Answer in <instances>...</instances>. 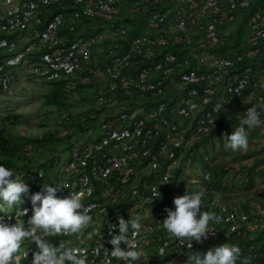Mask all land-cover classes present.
<instances>
[{
    "label": "built area",
    "instance_id": "2783aa9c",
    "mask_svg": "<svg viewBox=\"0 0 264 264\" xmlns=\"http://www.w3.org/2000/svg\"><path fill=\"white\" fill-rule=\"evenodd\" d=\"M11 2L12 0H4ZM19 7L21 14H27L30 10L35 9V23L40 24L43 20L38 14L47 11L49 5H56L63 8L69 4L81 3L82 12L79 14L85 15L91 20H96L101 23H106L114 19L115 15L124 7L128 12H138L146 8L150 3H160L164 0H133L129 5H123L125 0H21ZM174 3L177 7L174 13L167 17L158 11H152L150 16V27L153 30L152 34H141L132 39L131 45L125 52L116 54V49L119 44L112 40L108 44V53L110 61L101 64L99 61L92 59L90 56L91 46L103 40L104 34L91 33L85 40H78L72 47V50L66 52L62 46L63 37L58 33V28L65 24L67 17L65 14H58L49 19V21L37 28V38L33 46L34 49H52L46 55V63L54 69H59L63 66L79 64L84 60L83 66L87 72L81 75L82 82H90L93 78L99 80L101 77L106 79L101 83L102 91L97 95V102H110L115 98L116 84L121 83L125 89V93L130 94L135 92L138 99H131L125 105L118 104L117 118L115 120H103L99 123L100 130L103 131L102 138L98 144L85 143L83 144L77 156L70 161L71 169L77 168L71 178H65L53 181L55 184H63L65 187L57 189L56 196H69L71 191L83 192L82 202L86 207H91L89 213L93 219L103 218L106 216L109 227L116 225L117 219L114 214H108L109 208L113 209L114 213L120 210L118 199L119 187L116 185L124 178H128L132 171L130 163L137 160L139 157H147L151 163L158 164L159 152H165L169 149L172 137L170 132L177 129L176 121L180 118H187L190 122H194V126L190 127L191 137L200 139V137L215 129L219 124L232 121L231 126L234 128L239 126L240 120L245 116L246 110L249 107L257 106L264 103V91L256 94L257 101L249 104L245 108H241V95L243 89L250 82V74L243 67V62L254 59L260 52L261 43L264 41V16L255 11L249 19V33L246 37L248 46L243 53L234 55L219 54L210 52L203 44H200L195 49L202 47L203 49L193 51L190 50L188 58L179 60L173 52L166 53L161 60H151L148 64H142V57L153 58L157 54L158 48L164 46L167 42L173 45L193 44L194 34L198 30L202 33V39L208 45L222 44L219 37V27L234 19L233 14L220 15L222 5L227 1L231 8H248L251 0H168ZM207 11V12H206ZM209 14L210 20L202 23L203 18ZM0 19H5L11 23L13 17L5 18L4 12L0 7ZM74 24L68 26L70 31L78 32ZM172 27V30L170 28ZM114 33L124 34L125 29L117 28L114 32H107L106 35L112 37ZM133 66H136V71L133 72ZM185 67L179 75V80L173 84L170 100L175 101L170 106H164L159 103L162 95L165 92L166 83L171 82V74L174 69ZM224 89L228 96L219 94L214 100L211 96L215 95L219 89ZM70 88L66 87V91ZM139 98L152 99V103L156 105L147 110L143 108V102ZM156 99V101H155ZM210 103L209 108H200L201 105ZM221 105L220 112H237L235 118L231 117V113L221 115L220 112L214 110L215 106ZM126 106H137V111L140 115L130 118L127 128H120L126 122L128 111ZM264 111H260L261 120L264 121ZM82 120L86 116H80ZM91 117L93 115L91 114ZM260 126H264L261 123ZM222 133L229 132L228 126H221ZM117 129L118 135L125 139L124 147L121 151L112 149V144L108 151L107 147L112 130ZM165 129V130H164ZM164 130V131H163ZM156 139L155 144L149 142L148 138ZM121 140V139H120ZM123 140V139H122ZM121 140V141H122ZM120 141V142H121ZM122 143V142H121ZM156 150H153V147ZM95 149L99 150V155H94ZM91 165L89 173L85 172V166ZM45 178L38 174L37 184L43 185ZM110 202H115L111 204ZM28 209L27 214H32V206L25 207ZM24 208V209H25ZM22 214H15L7 218L9 223H15L17 220H22ZM26 228L28 225L25 226ZM162 228V224H142L139 238H148L151 234V239L160 235L158 230ZM109 229H105L103 240L100 246L96 242L91 245V250L86 256V264H104L105 259H110L111 264H126L123 260L112 258L110 251L113 245L109 243L111 237L108 234ZM167 232V231H166ZM119 232L115 233L118 234ZM63 235V234H61ZM56 236V235H54ZM50 237H46L50 241ZM67 238H72L80 241L79 234L71 235ZM131 238V236H130ZM61 238L56 241L64 240ZM174 237L167 232L166 242L174 241ZM27 247L23 253H28L22 261L24 264H31L32 256L37 251V246L31 240L26 239ZM55 242V241H54ZM139 245V244H138ZM121 247L127 249V246L122 242ZM141 248V246L139 245ZM108 250L106 257L105 250ZM144 261V257L138 262L132 264H140ZM66 263V262H65ZM21 264V263H20ZM67 264H70L67 263Z\"/></svg>",
    "mask_w": 264,
    "mask_h": 264
},
{
    "label": "trees",
    "instance_id": "16d2710c",
    "mask_svg": "<svg viewBox=\"0 0 264 264\" xmlns=\"http://www.w3.org/2000/svg\"><path fill=\"white\" fill-rule=\"evenodd\" d=\"M133 0H125L122 4L129 5ZM205 0H202L204 2ZM239 1V0H236ZM78 4H69L63 8L56 5H49V8L45 12L38 14L43 18L40 24H36L37 28L45 25L50 18L58 14H65L67 16L79 14L77 10L81 13L82 7ZM176 5L168 0H164L160 3H150L146 8L139 10L138 12H128L126 8H122L118 14L115 15L114 19L109 22L101 23L96 20H90L89 26L85 28L87 31L83 35H79L76 32L70 31L68 26L74 24V19H67L66 23L58 28H66V37L63 38L62 46L65 47V51L68 52L72 50L73 45L78 40H85L91 33L104 34L103 40L95 45L91 46L90 56L92 59L99 61L101 64L110 61V54L108 53V44L112 40H115L119 46L116 49V54H121L128 50L131 45L132 39L141 34H152L153 30L150 27V16L152 11H158L159 13L170 17L175 9ZM259 11L264 16V0H251L250 6L248 8H231L230 4L226 1L220 11V15L233 14L234 19L225 23L219 27V37L223 42L220 44L208 45L202 39V33L198 30V33L194 34L193 44L187 45H173L167 42L164 46L156 49L157 54L155 57L146 58L142 57V64H148L151 60H161L162 56L166 53L173 52L179 60L188 58V53L190 50L193 51L202 50L200 47L198 50L195 49L200 44H203L210 52L219 54H229L234 55L237 53H243L245 48L248 46L246 37L249 33V19L252 13ZM207 12V11H206ZM37 14V11H36ZM85 16V15H84ZM86 17V16H85ZM88 18V17H86ZM209 14H207L202 23L210 20ZM89 19V18H88ZM6 22L5 19H0V22ZM8 24V23H7ZM76 29H79L77 24ZM117 28L125 29L124 34L114 33L112 37L106 35L107 32H114ZM172 30V27L170 28ZM59 33V32H58ZM60 34V33H59ZM77 36V37H76ZM76 37V38H75ZM6 38V30L0 29V57L5 54L4 47L2 46L3 41H8ZM195 47V48H193ZM43 55L45 64L48 67V73L50 76V81L52 85L49 87V93L46 94L44 103L46 105L55 106H67L69 102H84L87 100L91 101V106L83 113H74L71 108H67L66 111L61 112L58 115V123L62 125L65 129L79 130L89 128L95 124L99 125L103 120H115L117 118L118 104H127L131 99H138L135 92L130 94L125 93V89L121 83L116 84V94L115 98L110 102L104 101L103 103L97 102V95L102 91L101 83L106 79L104 76L97 79H92L90 82H82L81 75L87 72V69L83 66L84 60H81L79 64L63 66L59 69H54L46 63L45 55L51 51L50 49L40 48L36 49ZM243 67L246 68L250 74V82L242 91L241 95V108L247 107L249 104L256 102V94L262 93L264 91V85L261 84V75L264 74V41L261 43L260 52L254 59L246 60L243 62ZM185 67H179L173 70L171 74V82L166 83V88L164 94L159 99V103L164 106H170L174 104L175 101L170 100V91L172 86L179 80V75ZM137 67L133 66V72L136 71ZM7 64L0 61V93H4L5 89L9 86V76L7 74ZM66 87L70 90L66 91ZM219 94H225L228 96L224 89H219L217 93L211 96V100H214ZM91 97L92 99H89ZM140 102L144 103L142 106L144 110L153 108L156 104L152 103V99L139 98ZM156 101V99H155ZM124 108L128 111V118L125 123L122 124L120 128H127L131 130L129 123L130 118L133 116L140 115L137 111V106H126ZM210 103L201 105L202 108H209ZM231 113V117L234 119L237 112H220L218 117L221 115H227ZM91 114L93 117H91ZM86 116L85 120H82L80 116ZM264 115V114H263ZM233 120L219 124L215 129H211L209 132L203 134L200 139L192 138L191 129L194 126V122H190L187 118H180L176 121L177 129L170 132L172 141L170 143L169 149L165 152H159L158 164L151 163L147 157H139L137 160L130 163L132 171L128 178H124L121 182L116 185L119 187L118 201L120 210L117 213L113 212V209L109 208V213L115 215L117 219L116 225H118V218L122 216L124 219L129 218V213L132 215H143L145 218L142 220V224H162L163 220L167 216L165 211L166 208L175 209L173 200L177 196L184 195L186 192L203 191L204 197L202 200V211H211L222 217L220 223L210 222V227L216 229L217 232L213 236V240L217 242L218 245L227 242L230 244H236L241 248L242 256L251 257V264H264V193L257 191L254 188L246 186L247 191L242 193L233 194L230 191H226V186L222 188L221 182L216 180L212 175L208 180H201L193 182L192 187L187 188L184 184H179L176 186L174 184L180 177L179 167L174 169L173 179L174 182H168L165 177H160L159 170L165 167L166 163L174 159L177 155L186 152L187 155L191 157L195 156L200 144L212 136L216 135L219 137L225 136L221 131V126H228L229 132L226 134H231L234 127L231 126ZM190 123L187 134L181 132L182 124ZM100 128V126H99ZM165 130V129H164ZM163 130V131H164ZM264 131V126H258L253 130L247 129L248 140L250 141L258 131ZM22 131V132H21ZM118 130L114 129L111 132L109 143L107 146L108 151L117 150L121 151L125 144V139L123 136H119ZM103 131L97 135V137H88L84 140L66 141L68 146L66 147L70 152L69 161L73 157L77 156L80 147L85 143L98 144V141L102 138ZM183 136V137H182ZM122 141H121V140ZM58 138L51 132L48 128L45 132L40 135L34 134L31 123L27 119L20 118L18 115L9 112L0 111V164L5 165L9 169L13 170L15 173L20 171L33 170L32 161L40 160L44 152L53 151L54 147L43 148L39 153H33L31 150L33 147L38 148L42 143L47 144L49 141H57ZM149 142L155 144L156 139L153 137L148 138ZM122 143H121V142ZM191 141V146L188 147V142ZM47 142V143H46ZM112 149H110V145ZM156 150V147H153ZM94 155H99V150L95 149ZM259 155L256 154V148H248L245 152L238 151L229 156L223 157L220 160L221 169L228 166L233 167V175L230 173L232 179H238L240 182L252 185L255 180V176L264 177V157L260 158V161H255L258 159ZM58 158V157H57ZM54 160L48 162L47 165H43V169L39 166L34 168L36 172L35 178L37 181L38 174H42L46 182L49 180L56 181L60 180L57 174H52L50 169L53 168ZM261 164V166H260ZM91 166V165H90ZM89 165H86L85 172L89 173ZM219 166H212V172H218ZM225 171V170H224ZM77 168L74 167L71 170L69 177L71 178L75 173H77ZM49 173V175H47ZM47 178V179H46ZM54 179V180H53ZM45 183V182H44ZM53 183V182H52ZM250 188V189H249ZM223 189V190H222ZM161 193L160 198L153 196L154 192ZM83 203V202H82ZM115 204V202H110ZM222 203V204H221ZM238 205L236 210L233 206ZM243 211L247 213V218L241 217L240 212ZM150 213V216L148 215ZM249 215V216H248ZM31 215H28L24 219L25 226L27 225V219ZM260 221L255 224V219ZM7 221L6 218H4ZM9 223V222H8ZM263 223V225H262ZM112 227V225L110 226ZM107 223V218L104 217L103 230L109 229L113 234L119 232L118 227L111 229ZM108 232V234H109ZM160 239L155 237L151 239V234L148 237L147 243L155 245L158 249L164 248L166 256H160L161 258H167L169 262H175L177 264H185L187 260V248L190 241H185L184 245H181L178 240L174 239L173 242L167 241V232L163 228L158 230ZM143 233L140 232L139 236ZM68 235H56L50 237V242L67 238ZM209 238V237H208ZM138 240V239H137ZM204 242V240H203ZM202 242V243H203ZM201 243V242H200ZM200 243L192 241L191 251H198L200 248ZM140 245V243H138ZM141 246V245H140ZM143 249V246H141ZM146 260L143 262L145 264ZM153 262V261H148ZM147 262V263H148ZM158 264L159 262H153ZM160 264V263H159ZM240 264V261H237Z\"/></svg>",
    "mask_w": 264,
    "mask_h": 264
},
{
    "label": "rangeland",
    "instance_id": "374dc122",
    "mask_svg": "<svg viewBox=\"0 0 264 264\" xmlns=\"http://www.w3.org/2000/svg\"><path fill=\"white\" fill-rule=\"evenodd\" d=\"M21 3V0H12L11 2L0 0V7L4 12L5 18L13 17L11 23L4 21L0 22V29L6 30V38L9 39L8 41H3L2 46L4 47L5 54L0 57V61L7 64L6 72L9 76V86L5 89L4 93H0V111L14 113L20 118L29 120L34 134L40 135L49 128L58 140L46 142L47 144L44 142L38 148L33 147L31 150L33 153H39V151L48 146L54 148H52L53 151L44 152L40 160L32 161L34 167L31 172L20 171L17 173L24 179V182L28 185L29 191L26 194H22L20 203L14 205L12 208L0 211V217L22 214L23 209L27 205H32L31 196L42 190V185L37 184L35 178L36 172L34 168L36 166H39L40 169L44 171L43 165H47L49 161L54 160L55 163L53 164V168L50 169V172H52V174H57L60 179L68 178L72 169L69 161L71 154L66 148L68 146L66 141H75L76 139L81 141L89 136L94 138L97 137L101 131L97 124L82 130L77 128L67 130L58 123V115L61 112L66 111L69 107L74 113H83L91 106L90 100L84 102L70 101L67 106L46 105L44 103L52 82L49 79V69L45 64L43 55L33 48L38 36L37 26L35 25L36 10L33 9L27 14H21L19 11ZM68 15L70 16L66 15L67 19H71L72 17L77 23L79 29L76 33H79V35L85 34L87 31L85 28L89 26L91 19L86 18L82 14ZM58 32L63 38L66 37V28L62 27ZM261 84L264 85V74L261 75ZM88 98L92 99L91 97ZM189 127L190 123L182 124L180 128L181 132L187 134ZM190 143L191 141L188 142V144ZM225 144L226 136H212V138L206 140L204 144H200L195 156L191 157L187 155L186 152H183L167 162L165 167L159 170L160 177H165L166 179L170 178L168 182H174L172 181L174 169L179 167L180 177L174 182L176 186L184 184V186L190 188L193 182L204 179L208 180L213 175L216 180L221 182L222 188L226 186L225 190L233 194L247 191L246 186H249L251 189H256L259 193H264L263 176L256 175L254 183L248 185L247 183L240 182L236 178L232 179L230 173L233 172V167L228 166L224 169L220 168V166H222L220 160L223 157L238 151L245 152L248 148H256V154L259 155V157H257L258 159L255 163L260 161V158L264 157V131H258L256 136L250 141L248 140V147L246 150L233 151L226 148ZM190 146L191 144L188 145V147ZM41 163H43L42 166ZM212 166H219L218 169L220 170L214 174L211 169ZM47 175H49V173H47ZM52 182V180L45 181L47 184H51ZM57 197L63 198V196ZM233 207L236 210L238 209V205ZM107 213L110 214L109 212ZM150 213L151 212H148L149 216ZM240 214L242 219L247 218V213L241 211ZM104 217L94 218L93 224L79 234L80 241L66 238L64 240L55 241L53 244L59 246L60 242H63L69 247L80 249L82 253L87 256L93 242H96L97 246H100L103 240ZM254 219L255 224L262 220L261 216H259V219ZM216 232V229L209 232L204 242L200 243L199 252H206L210 247L218 246L217 242L213 240V236ZM147 240L148 238H139L137 240L138 243L143 246V257L144 261L146 260L145 264H156L153 262H159L160 264H177L175 260L174 262H169L167 258H161L158 255V248L155 245L147 243ZM26 247L27 242L24 241L22 243V252H24ZM150 260L153 262H148ZM143 262L140 264H143ZM20 263L24 264L22 259ZM67 263L69 262L66 261L65 264Z\"/></svg>",
    "mask_w": 264,
    "mask_h": 264
},
{
    "label": "clouds",
    "instance_id": "9594fccd",
    "mask_svg": "<svg viewBox=\"0 0 264 264\" xmlns=\"http://www.w3.org/2000/svg\"><path fill=\"white\" fill-rule=\"evenodd\" d=\"M221 105L215 106L220 112ZM260 111H264V103L259 105ZM257 106L249 107L245 116L240 120L239 126L226 136L225 147L233 151L246 150L248 147V131L264 123L261 120ZM41 176H43L40 173ZM44 183L42 190L31 196L32 214H27L28 209H23L22 219H27L28 227L22 220L8 223L0 217V264H20L21 259L28 253L22 252V243L28 239L37 246L33 253L31 264H86V255L75 247H69L63 242L59 246L46 239L54 235H75L93 224V217L89 214L91 207L82 203L83 192L70 193L69 196L59 198L57 189L65 187L63 184ZM28 185L24 179L13 170L0 164V211L12 208L21 202L22 194L28 193ZM153 196L160 198L161 193L154 192ZM203 191L186 192L184 195L174 198L175 209L166 208L167 216L162 222L163 228L172 235L181 245L185 241L189 251L185 264H251V257L242 256L241 248L236 244L224 242L218 246L210 247L206 252L191 251L192 241L203 242L211 228L210 222L220 223L222 217L211 211H202ZM26 206V207H27ZM15 215V214H14ZM12 216V215H11ZM143 215H132L126 220L122 216L118 218V225H112L111 229L118 227L119 233L109 232V243L113 245L110 251L112 258L123 260L126 264L138 262L143 257V249L139 247L137 237L142 229ZM131 236V238H130ZM127 249L121 247V243ZM108 250H105L107 257ZM159 256H166L165 249H158ZM104 264H111L110 259H105Z\"/></svg>",
    "mask_w": 264,
    "mask_h": 264
}]
</instances>
